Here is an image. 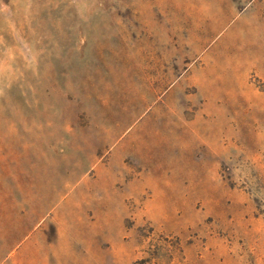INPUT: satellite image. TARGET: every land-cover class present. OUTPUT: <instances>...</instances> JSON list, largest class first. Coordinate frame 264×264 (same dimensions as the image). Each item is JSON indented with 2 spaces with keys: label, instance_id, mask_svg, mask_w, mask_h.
<instances>
[{
  "label": "rangeland",
  "instance_id": "rangeland-1",
  "mask_svg": "<svg viewBox=\"0 0 264 264\" xmlns=\"http://www.w3.org/2000/svg\"><path fill=\"white\" fill-rule=\"evenodd\" d=\"M0 264H264V0H0Z\"/></svg>",
  "mask_w": 264,
  "mask_h": 264
}]
</instances>
